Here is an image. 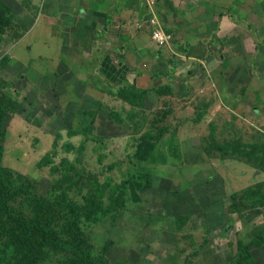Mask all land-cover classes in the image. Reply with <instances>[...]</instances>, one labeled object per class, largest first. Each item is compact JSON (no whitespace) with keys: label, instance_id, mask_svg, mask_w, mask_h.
Returning a JSON list of instances; mask_svg holds the SVG:
<instances>
[{"label":"rangeland","instance_id":"374dc122","mask_svg":"<svg viewBox=\"0 0 264 264\" xmlns=\"http://www.w3.org/2000/svg\"><path fill=\"white\" fill-rule=\"evenodd\" d=\"M94 1L101 2L107 19L121 3ZM54 2L59 0H0V118L6 115L0 125L4 167L0 208L8 205L28 223L38 222L35 230L43 235L35 236V244L32 236H26L25 241V245L44 250L40 255L44 261L33 264H80L74 253L53 246L54 239L79 244L88 264H264V196H255L264 193V137L244 145L237 140L220 143L213 137L196 144L186 138L200 139L208 133L204 126L187 122L204 109L199 108L204 102L216 97L217 89H205L208 82L203 80L213 74L209 69L216 65L209 62V68L205 66L208 61L203 48L195 51L200 59L186 61L182 54L189 50L185 46L183 50L174 30L163 21L171 13L184 17L191 23L186 34L196 36L209 9L215 10L212 18L219 13L236 16L243 37L256 38L255 47L264 61V0H156L154 12L146 0H123L130 7L133 31L139 28L150 34L151 18L156 15L172 35L158 50L168 47L169 58L179 62L180 74L194 75L186 83V93L170 95L163 89L167 92L163 99L151 94L142 104L140 98L132 97L133 103L127 100L131 105L115 97L119 101L102 102V113L87 112L96 110V104L82 98L83 104L74 103L65 113L58 100L59 90L46 88L50 103L37 108L35 120L11 123L9 118L20 109L22 114L30 110L26 100L29 83L58 69L55 56L62 54V34L54 23L65 17L67 6L50 12L49 5ZM89 6L83 0L78 14L85 15ZM47 13L55 17L52 22L47 21ZM213 27L208 22L203 32ZM174 49L181 51L176 58ZM150 57L138 62L140 67L155 68L151 84L147 80L143 84L149 87L170 80L173 62L167 59L169 69H164V76L157 73L156 60ZM130 61L133 65L134 60ZM258 61L255 65L262 68L258 73H264V65ZM160 76L163 79L155 83L154 77ZM56 84L60 86L59 81ZM103 92L115 95L107 84L99 88V95ZM18 102L19 107H14ZM107 109L116 110L125 123L110 118ZM91 118L93 124H89ZM70 128L80 133L68 136ZM70 138L75 146L67 152L65 142ZM138 143L150 151L153 161L135 156ZM203 148L208 154L204 159L200 157ZM216 149L251 165L219 159ZM45 155L48 157L42 160ZM166 157L169 162L162 163ZM147 177L151 183L140 191L138 186ZM105 183L109 185L102 193ZM254 183L257 185L247 187ZM1 213L0 264H20L22 254L9 238L16 224L5 211ZM250 254L254 262L248 260Z\"/></svg>","mask_w":264,"mask_h":264},{"label":"crops","instance_id":"0c3cea01","mask_svg":"<svg viewBox=\"0 0 264 264\" xmlns=\"http://www.w3.org/2000/svg\"><path fill=\"white\" fill-rule=\"evenodd\" d=\"M82 2L83 0H59V2L49 5L50 12L56 11L60 5L67 6L65 17L59 23L56 21L54 23L61 27L60 33L62 34L60 45L62 54L60 58V53L55 56L59 62L58 69L55 68L54 73L49 74V77L37 78L34 83L33 80L29 83L31 86L29 85V89L26 88L28 92V99L26 98V100L30 110L22 114L24 110L20 109L15 113L16 115L9 118L11 123L16 121L30 123L34 121L37 108L44 109L46 107L44 103H47V105L50 103L46 88L55 87L59 90L58 100H60V105L65 107V113L75 104L82 103V98L89 99L90 102L96 104V110H88L87 112L94 111L96 113L98 111L102 113L104 111L101 105L102 102H108L110 99L112 102L121 99L131 105L118 96V90L122 86L130 84L139 88H148L143 84L145 80L150 81L151 84L155 68L154 66L150 68L148 66L140 67L138 62L141 60L153 56L156 60L155 66L158 67L157 73L163 75L164 69H169V67H166L167 59L170 57L168 54L169 48L165 47L161 51L158 50L159 48L151 38V31L150 34L139 28L133 31L132 25L129 26L130 7L123 4V0H120L121 3L117 10L108 19L102 15L105 10L100 9L101 2L98 3L94 0H85L90 5L88 11L85 15L78 14L82 10V7H80ZM213 11L215 10H208V19L201 22L200 28L203 29L196 36L186 34L190 31L189 25L191 23L189 24L188 21L184 20V17L182 18L175 13L163 17L165 26H170L176 37L182 42L180 46L183 47V50L184 46L186 51L189 50L188 53L183 52L182 54L186 61L200 59L199 56H196L195 51H198V48H203L208 61V65L205 64V66L209 68V62H214L216 65L214 70L213 68L209 69L213 71L214 75L209 73L207 78H202L208 82L205 89L207 87L217 89L216 97H213L210 101L207 100L208 103L204 102L199 107H204V109H201L198 115L192 116V120L187 122L188 125L192 126H204L208 129V135L205 132L200 139L186 138L191 139L196 144H201L204 137L209 139L214 137L220 143H227L231 140H239L242 143L249 144L254 143L253 141L264 137V73L259 74L258 71L262 68L258 69V66L255 65L258 59V63L262 66L264 61L260 59L261 52H258L255 47L256 38L254 39L252 35L247 36L248 39L243 37L241 34L242 24L238 22L236 16L219 13L216 18H212L215 15L211 16ZM205 12V9L202 10L200 16ZM59 14H62V11ZM45 16L48 22L55 19L49 13ZM101 18L105 21L102 22ZM208 22L214 27L203 32ZM49 28L51 29V25ZM163 28L165 29L164 26ZM187 41L190 42L189 46H187ZM173 45H175V41ZM180 52L174 49V57H178ZM131 58L134 60L133 65L130 61ZM171 61L173 62V60ZM177 64L179 62L175 61L170 66L173 72L171 74L170 71V80H162L163 77L161 76L154 77L155 83L159 82L160 78L162 81L156 85H150L149 87L153 89L145 94L143 100L151 94L158 97V100L163 99L167 95H164L167 92H164L163 89L169 90L170 95L177 93V91L180 95L186 93L185 88H188L186 83L188 84L194 75L189 72L187 76L180 74L181 71L177 70ZM58 76L61 77L57 78ZM57 81H59L60 86L56 84ZM106 84L114 89L115 95L104 92L99 95V88H103ZM115 97H118L119 100H115ZM24 103L26 102H22L23 106ZM106 111L109 117L112 118L110 111L116 110L107 109ZM203 112H205L204 115H202ZM112 119L117 123L120 122L114 118ZM89 124H93L92 118ZM216 128L218 130L217 134L215 133ZM222 130L223 132L219 133ZM71 138L67 141L74 143ZM215 153H217L219 159L250 164L240 158L222 155L218 149ZM207 155L206 149L203 148L200 157L204 159L207 158ZM253 172L256 174L258 171L254 169Z\"/></svg>","mask_w":264,"mask_h":264},{"label":"trees","instance_id":"16d2710c","mask_svg":"<svg viewBox=\"0 0 264 264\" xmlns=\"http://www.w3.org/2000/svg\"><path fill=\"white\" fill-rule=\"evenodd\" d=\"M152 89H153L152 87L139 88L137 86L128 84V85L122 86L118 90V96H120L122 99H124L126 101L127 100L130 101L129 98H132V97L136 98V99L140 98V100L142 101V104H143V99L145 97V94L148 91H151ZM131 103H133V102H131ZM19 105H20L19 102L15 103L14 107H19ZM114 114H115L114 111H110V116L112 118L116 119L117 121L124 122V119H121L120 117H117L116 114H115V117H114ZM5 119H6V115H4V116H2L0 118V125H1V123H3V121ZM78 133H80V131L78 129H69L68 130L69 136H72V135H75V134H78ZM237 142H240V141H237ZM65 143H66L65 145H67V147L65 148L67 152L71 151L74 148V146H75L72 142H65ZM138 144H139V146L135 147V149H136L135 150V156L138 159H140V160L153 161L150 158V151L146 150L144 144H140V143H138ZM239 145H244V143L242 144V142H241V143H239ZM2 154H3V148L1 147L0 148V176H1V171L4 168L3 165H2V162H1ZM46 157H48V156H46V155L43 156L42 160H44ZM65 158L68 161H70V162L72 161L68 156H65ZM160 161H162V163L169 162L167 157L162 159V160H160ZM150 183H151V178L147 177L145 179V183L144 184H139L138 188L141 189L140 191H142L145 188H147ZM108 185L109 184L105 183V184H103L101 186V192L102 193L105 192L104 189ZM256 185H257V183H254V184L249 185L247 187L252 188L253 186H256ZM116 188H119V186L117 185ZM133 189H135V188L133 187ZM255 196L256 197H262V196H264V193L255 194ZM137 198H140L139 191L137 192ZM2 211H5V213L7 214L8 218L11 219V221L15 222V224H16L15 225V229L13 230V234L10 235L9 238L12 241L13 245L19 248V250H20V252L22 254V257L20 258V260H19L20 262L19 263L20 264H33L34 261L43 262L44 258L40 257V255H44V250H42L41 247H37V248L34 247L35 248L34 249L33 246H31V245H25L26 236L28 238H29V236L30 237L31 236L34 237L33 240H31V241H32L33 244H35L36 241H37L35 239V236L37 234L43 235L42 232H39V231L35 230L38 227V222L37 221H31V223H28L26 221V218L23 215L19 214L16 210H14L13 208L9 207L8 205L0 208V214H2L1 213ZM43 241H47V240L44 239ZM51 244L53 246H57L60 251L66 252L65 250H67V251H70L71 253H74L76 255V257H77L78 263H80V264H88L85 261V259H84L85 254H83V250L80 247L77 246L79 244L75 245V244H71V243L67 242L66 240H59V239L52 240ZM24 250L26 251V253H24ZM251 256L248 258V260L249 261L253 260V262H254L255 259H254L253 256L252 257Z\"/></svg>","mask_w":264,"mask_h":264},{"label":"built area","instance_id":"2783aa9c","mask_svg":"<svg viewBox=\"0 0 264 264\" xmlns=\"http://www.w3.org/2000/svg\"><path fill=\"white\" fill-rule=\"evenodd\" d=\"M146 3L148 8L154 12L156 0H146ZM151 38L157 47L168 44L172 38V35L163 28L156 15L151 18Z\"/></svg>","mask_w":264,"mask_h":264}]
</instances>
